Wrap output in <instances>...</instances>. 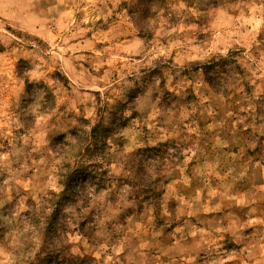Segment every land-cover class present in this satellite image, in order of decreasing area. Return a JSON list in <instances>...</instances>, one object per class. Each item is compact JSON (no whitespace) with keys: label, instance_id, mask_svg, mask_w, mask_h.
Masks as SVG:
<instances>
[{"label":"rangeland","instance_id":"obj_1","mask_svg":"<svg viewBox=\"0 0 264 264\" xmlns=\"http://www.w3.org/2000/svg\"><path fill=\"white\" fill-rule=\"evenodd\" d=\"M0 264H264V0H0Z\"/></svg>","mask_w":264,"mask_h":264},{"label":"trees","instance_id":"obj_2","mask_svg":"<svg viewBox=\"0 0 264 264\" xmlns=\"http://www.w3.org/2000/svg\"><path fill=\"white\" fill-rule=\"evenodd\" d=\"M81 169H85V168H83V167L78 168L77 167L76 169L72 170L71 172H68V174L66 175V179L64 181V184H63L64 185V189H63L64 192L67 191V189L72 188L75 185L80 187V189H83V187L86 185L85 182H83V183L79 182L78 184L75 182L76 178H78V176H77V175H79L78 173H81L85 176L87 175L88 177H89V175H91V174H84V172H82Z\"/></svg>","mask_w":264,"mask_h":264}]
</instances>
